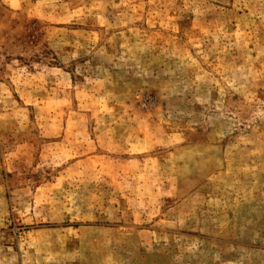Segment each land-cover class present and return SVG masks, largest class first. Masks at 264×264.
Here are the masks:
<instances>
[{
    "label": "rangeland",
    "instance_id": "1",
    "mask_svg": "<svg viewBox=\"0 0 264 264\" xmlns=\"http://www.w3.org/2000/svg\"><path fill=\"white\" fill-rule=\"evenodd\" d=\"M0 264H264V0H0Z\"/></svg>",
    "mask_w": 264,
    "mask_h": 264
}]
</instances>
